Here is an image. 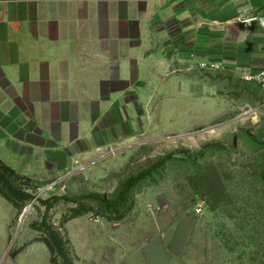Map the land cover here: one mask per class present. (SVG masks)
Here are the masks:
<instances>
[{"label": "crops", "instance_id": "crops-1", "mask_svg": "<svg viewBox=\"0 0 264 264\" xmlns=\"http://www.w3.org/2000/svg\"><path fill=\"white\" fill-rule=\"evenodd\" d=\"M250 13L264 0H0V160L63 174L134 138L152 102L193 111L198 64L259 70L264 32L233 21Z\"/></svg>", "mask_w": 264, "mask_h": 264}, {"label": "rangeland", "instance_id": "rangeland-1", "mask_svg": "<svg viewBox=\"0 0 264 264\" xmlns=\"http://www.w3.org/2000/svg\"><path fill=\"white\" fill-rule=\"evenodd\" d=\"M222 72L196 77L199 107L193 111L180 108L175 115L171 104L155 110L152 102L145 129L129 141L92 151L66 173L25 177L30 186L21 188L34 199L23 212L0 196V264L5 255L4 264H52L38 241L46 212L40 200L51 197L81 199L60 201L49 213L74 264H100L92 257L130 264H264V144L248 137L264 141V92L241 75ZM170 154L118 208L90 199L118 200L132 178Z\"/></svg>", "mask_w": 264, "mask_h": 264}, {"label": "trees", "instance_id": "trees-1", "mask_svg": "<svg viewBox=\"0 0 264 264\" xmlns=\"http://www.w3.org/2000/svg\"><path fill=\"white\" fill-rule=\"evenodd\" d=\"M248 137L257 144H264V141H259L250 135ZM212 145L213 144L206 145L202 149L201 153L196 156V158L205 156V150ZM180 153L186 154L189 158H192L191 152L188 150H181ZM171 156L173 155H166V157H164L161 162L155 165L150 171H146L145 173L140 174L138 177L132 178L125 186V189L119 196L118 200L114 202H109L104 198L96 196L90 197V199L100 200L109 208H118L122 205L124 196L127 191L138 180L143 179L147 174H150L159 166L163 165L168 158H171ZM30 183L31 182L29 179L19 175L14 169H12L10 166L6 165L3 161L0 160V196L6 201H8L10 204H12L13 207L20 210V212H23V209L26 207L27 203L34 199V196L30 195L28 192L24 191L21 188L23 185L30 186ZM60 201L77 203L80 202L81 199H69L67 197H51L47 200H40L41 204L46 207V212L43 221L39 227V231L43 233V237H41L38 241L44 243L48 248L51 255L52 264H58L60 260L62 261V264H74L66 249V245L62 238V235L49 223V213Z\"/></svg>", "mask_w": 264, "mask_h": 264}, {"label": "built area", "instance_id": "built-area-1", "mask_svg": "<svg viewBox=\"0 0 264 264\" xmlns=\"http://www.w3.org/2000/svg\"><path fill=\"white\" fill-rule=\"evenodd\" d=\"M233 21L246 30H251L254 26L258 25L264 32V16L261 13H250V15L247 17H243L240 15ZM223 69L224 68L222 65L215 62L200 63L196 66V70L206 72H217ZM241 76L247 82L257 83L260 86L261 90L264 92V58L257 72L243 71Z\"/></svg>", "mask_w": 264, "mask_h": 264}, {"label": "water", "instance_id": "water-1", "mask_svg": "<svg viewBox=\"0 0 264 264\" xmlns=\"http://www.w3.org/2000/svg\"><path fill=\"white\" fill-rule=\"evenodd\" d=\"M28 210H29V209H26V210L24 211V213H23V215H22V218H21V221H23V220L26 218V216H27V213H28ZM7 256H8V255H5V256H4V258H3V261H2V263H1V264H4V263H6Z\"/></svg>", "mask_w": 264, "mask_h": 264}]
</instances>
